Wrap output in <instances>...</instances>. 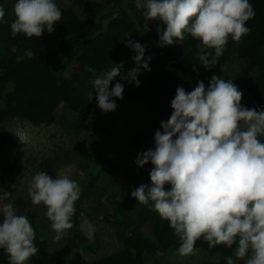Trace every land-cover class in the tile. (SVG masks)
<instances>
[{
    "label": "clouds",
    "instance_id": "9594fccd",
    "mask_svg": "<svg viewBox=\"0 0 264 264\" xmlns=\"http://www.w3.org/2000/svg\"><path fill=\"white\" fill-rule=\"evenodd\" d=\"M138 6L146 20L164 26L161 47L183 45L189 36L199 42L198 63L193 64L197 74L198 65L209 71L218 65L229 38L238 46L256 15L250 0H138ZM13 12L12 37L51 35L62 18L56 0H16ZM5 15L0 4V23H8ZM129 37L125 46L135 53V68L125 72L121 62L97 72L86 66L92 74L89 98L95 96L105 114L117 109L116 99H123L121 81L140 87L142 70L151 71L145 47ZM33 55L26 49L16 62ZM242 96L234 80L216 74L207 84L197 81L192 91L178 86L171 116L154 134V148L135 161L139 168L153 167L151 184L140 185L131 196L168 222L181 257L192 255L196 242L203 240L209 248L234 249L226 264H264V108L249 109L241 104ZM28 194L33 205L45 206L54 238L67 236L82 194L79 183L68 175L40 171ZM11 196L0 188V250L8 264H31L38 252L36 232L28 217L6 202Z\"/></svg>",
    "mask_w": 264,
    "mask_h": 264
},
{
    "label": "trees",
    "instance_id": "16d2710c",
    "mask_svg": "<svg viewBox=\"0 0 264 264\" xmlns=\"http://www.w3.org/2000/svg\"><path fill=\"white\" fill-rule=\"evenodd\" d=\"M5 1L0 0V4ZM136 1L81 0L84 18L71 7H60L62 18L55 32L30 39L20 34L12 37L10 23L15 16L11 8H5L8 23H0V123L19 119L36 126H48L56 123L62 109L67 108L69 125L76 135L94 133L93 140L101 135V142L98 140L97 144L108 146L111 121L122 106L145 105L148 127L162 130L161 121H167L172 114L171 101L177 87L192 91L197 81L207 84L213 74L234 80L243 93L242 105L249 109L264 108V0H250L256 15L246 24L251 29L249 34L242 37L238 46L229 39L218 65L210 71L198 65L199 74L193 71V64L198 63L199 42L189 36L183 45L161 47L164 26L159 21L146 20L142 12L136 16ZM127 37L145 47L146 57H151V71L142 70L138 77L143 82L140 87L121 81L125 85L123 99H116L117 109L105 114L97 106L96 97L89 98V92L93 91L92 74L86 71V66L97 72L121 62L125 72L135 68L132 60L135 53L125 46ZM26 49L33 51V57L17 63L16 57L24 56ZM236 60L243 65L235 79L230 76V64ZM9 138V132L0 124V150ZM136 140L142 141V136ZM96 155L99 173L86 177L81 197L75 204L74 226L60 249L50 250L37 217L24 200L11 196L6 201L13 202L19 214L28 217L36 232L35 264H80L72 258L76 250H96L93 244L86 242L80 227L86 206L93 204L98 191L114 205V215L107 216L106 220L117 228L123 247L91 264H146L149 255L155 256L157 264H170L164 260L168 255L177 254L180 242L168 222L148 205H138L131 196L132 191L109 190L102 182L104 172H128L134 175L137 188L142 184L150 185L151 163L139 168L136 160L106 159L98 150ZM50 167L47 165L45 172L53 176ZM229 256H234V249L224 245L209 248L207 242L198 240L191 259L193 264H226ZM0 264H8L3 250H0Z\"/></svg>",
    "mask_w": 264,
    "mask_h": 264
},
{
    "label": "rangeland",
    "instance_id": "374dc122",
    "mask_svg": "<svg viewBox=\"0 0 264 264\" xmlns=\"http://www.w3.org/2000/svg\"><path fill=\"white\" fill-rule=\"evenodd\" d=\"M95 1L105 2L106 0ZM15 2L16 0L5 1L4 8L13 10ZM56 3L59 7H71L79 17H85L81 0H56ZM136 6L135 15L139 16L142 9L138 6V0ZM149 28L154 30V26L150 25ZM242 65L243 63L238 60L230 64L231 78L236 79ZM139 80L142 85V80ZM67 114L68 109L63 108L57 122L48 126H36L19 119H7L0 123L10 134L7 144L0 150V188L11 193L12 197L27 203L37 217L40 231L46 237L52 251L60 249L66 244L67 239L64 237L56 240L51 222L45 215V206L32 204L28 194L32 177L40 171L45 172L47 165H50L54 177L58 173L68 175L82 188L90 173H99L96 150L106 159L136 160L138 154L154 148L156 132L148 127L149 115L145 105L127 104L120 108L115 119L111 121L108 136L110 144L101 147L97 144L98 140L101 142V135L96 136V140L92 137L95 136L94 133L83 132L76 135L69 125ZM139 136H142V141L136 140ZM102 176L103 185L109 190L133 191L137 188L134 185V175L128 172L120 174L104 172ZM86 207L81 217V233L86 242L93 244L96 250L94 252L85 249L76 250L72 258L80 264H91L99 258L120 251L123 247L117 228L106 220L107 216L114 215V205L111 200L98 191L93 204L90 206L88 204ZM15 208L18 212L16 206ZM198 251L208 256L204 251ZM191 257L192 255L181 257L178 254H171L164 261L170 264H193ZM157 263L154 255L147 257L146 264ZM31 264H35L34 257Z\"/></svg>",
    "mask_w": 264,
    "mask_h": 264
}]
</instances>
